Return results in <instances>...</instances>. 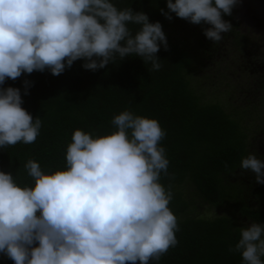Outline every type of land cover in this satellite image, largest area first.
<instances>
[{"label": "clouds", "instance_id": "1", "mask_svg": "<svg viewBox=\"0 0 264 264\" xmlns=\"http://www.w3.org/2000/svg\"><path fill=\"white\" fill-rule=\"evenodd\" d=\"M237 0H165L170 13L202 29L213 43L232 25L222 18ZM130 25H135L133 29ZM167 47L159 21L114 0H0V83L21 72L47 69L56 75L82 58L95 70L126 55L151 69ZM30 82L23 80L24 92ZM114 129L96 134L79 127L64 148V167L42 170L23 164L30 183L0 170V253L13 264H147L177 243V221L169 209L170 187L159 182L168 159L159 143L165 130L154 117L124 108L111 117ZM41 120L21 107L20 89L0 87V148L31 143ZM241 170L264 183V160L253 152ZM240 264H264V222L233 227Z\"/></svg>", "mask_w": 264, "mask_h": 264}, {"label": "trees", "instance_id": "2", "mask_svg": "<svg viewBox=\"0 0 264 264\" xmlns=\"http://www.w3.org/2000/svg\"><path fill=\"white\" fill-rule=\"evenodd\" d=\"M114 3L145 12L150 22L159 21L167 43L155 53L160 68L151 69L150 63L144 64L140 57L126 55L95 70L83 68L82 58H77L56 75L45 69L21 72L15 79L6 77L0 87L20 89L21 107L39 116L41 126L31 143L0 148V170L12 173L20 183H30L23 168L25 160L35 159L42 170L66 166L64 148L73 128L96 134L108 132L114 129L112 115L124 108L154 117L165 130L159 143L165 148L168 166L159 182L172 192L167 206L176 217L177 243L161 254L159 261L149 260L147 264H240L239 252L229 251L238 238V230L233 227L244 225L243 221L264 222V183H257L251 171L239 168L240 158L254 147L249 141L250 125L244 118L257 119L254 134L264 131V83L250 87L251 99L246 97L241 110L232 109L228 99L246 88L222 84V72L219 78L202 73L203 54L210 55L212 44L217 43L204 36L202 29L208 27L205 22L186 24L174 13H170L171 19L166 18L160 11H168L165 0ZM221 16L232 25L227 38L239 51L247 45L239 22L231 11ZM25 79L30 82L26 94L22 84ZM221 86H225L224 97L218 94ZM193 198L223 207L225 213L211 218L192 215ZM0 264L13 261L0 253Z\"/></svg>", "mask_w": 264, "mask_h": 264}, {"label": "rangeland", "instance_id": "3", "mask_svg": "<svg viewBox=\"0 0 264 264\" xmlns=\"http://www.w3.org/2000/svg\"><path fill=\"white\" fill-rule=\"evenodd\" d=\"M230 11L239 22V32L246 36L247 45L238 51L237 48H234L233 41L227 38L226 32L222 33L221 40L212 44V47H214L212 53L210 55L203 54L204 71L202 73L206 74V77L214 76L217 78L218 73L222 72L226 77L220 79L222 84L228 82L232 86L246 88L243 93L238 92L234 94V97L228 99L232 102V109L238 110L240 108L241 110L246 97L251 99V96H249L252 92L250 87H254L259 82L264 83V0H237ZM184 22L187 24L189 21L185 19ZM187 27H185V30H189V27ZM225 67L226 70H224ZM224 89L225 86L218 89L219 97L225 96V93L222 92ZM262 95L261 102L263 103L264 88ZM262 114H264V111ZM251 115H254V113ZM244 119H247L248 126L250 125L248 132L251 137L249 141L254 146L250 151L262 156L264 160V131L260 129L254 134V124L257 123V119L254 120L252 117H245ZM251 205L256 204L252 202ZM191 207L193 210L190 213L198 217L211 218L218 213H225L223 207L210 206L194 198ZM248 222L243 221V224L246 225Z\"/></svg>", "mask_w": 264, "mask_h": 264}]
</instances>
